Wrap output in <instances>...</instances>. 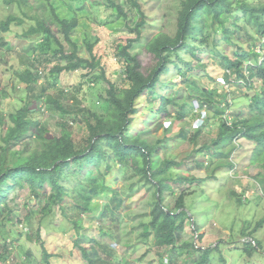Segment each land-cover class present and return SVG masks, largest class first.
Returning <instances> with one entry per match:
<instances>
[{"label": "trees", "instance_id": "1", "mask_svg": "<svg viewBox=\"0 0 264 264\" xmlns=\"http://www.w3.org/2000/svg\"><path fill=\"white\" fill-rule=\"evenodd\" d=\"M31 1L5 0L6 6L17 4L21 14L11 13L0 20V35L10 32L11 27L16 25L25 29L18 35L21 38H43L39 45L45 52L52 50L53 42L56 43L58 49L52 56L46 55L49 64L55 62L50 69L53 75L97 70L101 71L100 77L105 78L101 59L93 52L96 43L88 44L90 58L80 55V44L73 38L80 23L79 18L63 17L53 0H38L35 10ZM101 2L118 18H122L128 30L136 35L117 46L118 59L125 75L123 83L110 81L106 97L100 102L102 105L107 103L105 113H95L93 120L85 121L86 137L81 143L75 140L70 120L65 119L72 111L64 106L59 96L49 93L45 100L61 113V130L55 137L32 134L38 124L34 119L36 111L32 109L31 101L21 99L19 107L10 112L8 118L0 113V127L3 128L0 146V218L3 219V227H9L7 233L16 234L13 231L16 222L10 218L13 209L9 198L11 192L18 188L29 189L33 200L40 204L38 212L42 218L50 216L56 207H60L68 222L73 223L79 233L83 230L82 215L91 211L92 200L100 194L110 195L109 205L105 206L101 218L116 222L114 216L116 211L123 209L125 199L120 190L107 185L106 179L120 165L126 175H138L141 181L155 188L149 225L156 245L171 247L178 255L188 252L190 248L201 250L202 254L193 264H208L210 247H198L190 241L179 245L180 234L192 219L187 198L194 192H179L171 184H194L202 182V179L182 172L176 176L174 170L182 166L183 162L174 157H161L165 138L148 137L149 131L143 124L137 129V119H144L146 112L169 116L170 108L181 110L185 107L177 96L184 87H180L171 77L166 79L172 68H176L185 77L184 86L189 88L187 98L199 107L206 104L209 110L214 108L221 114L218 134L213 146L207 147L208 151L213 149V155L220 159L230 158L228 146H236L240 137L253 143V158L264 161V0H181L176 33L170 35L158 32L148 37L145 49L157 61L147 71L143 68L139 54L131 50L134 43L144 37L148 23L142 3L139 0ZM28 20L31 23L25 26ZM61 36L63 39H60ZM65 44L69 47H65ZM6 46H10L9 42L0 36V48ZM184 49L190 54L188 61L183 57ZM204 50L225 71L224 84L227 83L228 88L224 84V89L219 85H204L189 75V71L195 67H207L199 57V53ZM175 57L188 66L187 70ZM252 59L256 64L252 63ZM33 61L34 64L37 62ZM17 75L19 83L27 84L30 89L40 80L39 72L34 71V67L17 72ZM232 86L235 90H232ZM240 87H249L253 94L245 97L248 100L239 111L232 113L231 108L239 105L236 99L242 95ZM168 91L169 96L165 94ZM5 93L0 82V94ZM73 101L78 102L76 99ZM156 105L159 106L157 109ZM178 136L184 140L189 138L185 130H181ZM198 165L202 169L207 166L201 162ZM85 170L87 180L77 190L75 206L72 203L66 205V198L71 194L69 182L72 174L81 178ZM72 207L76 209V219L69 211ZM34 215V210H30L29 217ZM198 229V226H194L195 232ZM40 233L39 227V238ZM75 244L82 249L88 264H129L126 261L103 259L98 248L92 247L90 251L82 247L79 236ZM109 250L106 247L107 255L113 256L114 249ZM245 250L250 254L252 248L247 246ZM8 257L9 250L5 246L0 251V259L7 260ZM51 257L49 252H45L47 264H52Z\"/></svg>", "mask_w": 264, "mask_h": 264}, {"label": "rangeland", "instance_id": "2", "mask_svg": "<svg viewBox=\"0 0 264 264\" xmlns=\"http://www.w3.org/2000/svg\"><path fill=\"white\" fill-rule=\"evenodd\" d=\"M101 1L53 0L63 17L79 18L80 23L73 33V38L80 44V55L90 58L88 44L96 43L93 52L101 59L105 78H101V71L97 70L51 74L50 69L55 62L49 64L46 55H53L58 49L56 43L53 42L52 50L45 52L42 45H39L43 38H21L18 35L24 32V27L13 25L10 32L0 35L4 36L10 45L0 48V82L6 91L5 94H0V113L7 117L19 107L21 99L31 101L34 108L32 109L36 111L34 119L38 124L32 134L55 137L60 134L61 113L45 100L49 93L59 96L64 106L72 111L65 119L75 122L71 126L75 140L83 142L86 137L85 121L93 120L95 113H105L107 103L102 105L98 104V101L102 102L106 97L110 81L123 83L125 75L123 65L118 59V44H125L128 39L136 37L128 30L126 22L113 14L112 10L105 8ZM139 1L147 14L148 23L144 29V37L141 41L135 42L131 50L139 54L143 68L147 71L154 67L157 61L154 55L145 49L148 37L158 32L170 35L176 33L181 0ZM37 4L38 0L31 1L34 10ZM16 5L6 6L5 0H0V20L11 13L21 14ZM30 23L28 20L25 26H29ZM65 47L69 45L65 44ZM183 57L187 61L190 59L187 49L183 50ZM199 57L207 67L202 69L195 67L189 71V75L196 77L204 85L212 87L219 85L224 89L223 68L212 60L213 57L208 51L200 52ZM175 59L184 70H187L186 64L180 62L177 57ZM33 60L37 62L34 64ZM252 61L256 64L254 59ZM28 67H34V71H38L40 75L39 82L32 89L25 83H19L17 75V72ZM170 77L180 87H184L177 96L185 107L181 110L170 108L169 116L146 112L144 119H137V129L143 124L149 131L148 137L165 138L161 157H174L177 161L183 162L182 166L174 170L176 176L182 172L202 179V182L194 184L171 183L179 192L188 194L194 192L187 198L192 219L187 223L185 231L180 234L179 245L190 241L198 247H210L208 264H264V161L255 160L252 155L253 143L240 137L236 146L234 144L228 146L230 158L220 159L213 155V149L208 151L207 147L213 146V140L218 134L221 114L214 108L202 114L194 111L196 103L187 98L189 88L184 86V75L176 68H172L166 79ZM240 88L242 95L236 99L240 107L234 105L231 108L232 113L239 111L248 100L245 97L253 94L249 87ZM232 90H235L234 86ZM165 94L169 96V91ZM74 99L78 102L74 103ZM157 107L159 106L156 105V109ZM180 114L183 115L182 118L179 117ZM6 121L9 123V119ZM181 130L188 132V139L184 140L178 136ZM2 135L3 128L0 127V146ZM20 146L23 144L18 147ZM198 162L204 165L206 163L207 166L202 169ZM86 173L85 170L81 178L77 174H72L69 182L71 194L66 198V205L72 203L75 206L77 190L83 187L82 183L87 180ZM106 183L120 190L125 199L123 209L116 211L114 216L116 222L104 220L101 217L105 206L109 205L110 195L96 196L91 202V211L82 215L81 233L73 223L68 222L60 207H56L50 216L42 218L38 212L40 204L33 200L29 189L13 190L9 204L13 209L10 218L16 222L13 228L16 234L7 233L9 227H3V219L0 218V251H3L5 246L9 250L8 259H0V264H47L44 260L45 252L52 255L50 258L52 264H88L82 249L75 244L78 236L82 247L90 251L92 247H96L103 259L108 258L115 262L193 264L200 257L202 251L198 249L190 248L188 252L178 255L171 247L156 245L149 225L151 220L149 213L155 192L153 186L141 181L138 175H126L120 165L116 166L113 175L106 179ZM30 210L35 212L32 217H29ZM69 211L76 219V209L72 207ZM7 216L9 217V213ZM194 226L199 227L198 232L194 231ZM39 227L41 238L37 235ZM247 246L252 248L250 254L245 250ZM106 247L110 249L109 251L114 249L115 254L108 256Z\"/></svg>", "mask_w": 264, "mask_h": 264}, {"label": "built area", "instance_id": "3", "mask_svg": "<svg viewBox=\"0 0 264 264\" xmlns=\"http://www.w3.org/2000/svg\"><path fill=\"white\" fill-rule=\"evenodd\" d=\"M228 72H230V71H228ZM42 73V72H41ZM229 87V85L228 84H226V88H228ZM100 103V101H98V104ZM206 110H208V106L205 104L203 107H199V105H196V108H195V111L197 112V113H199V112H201V114L203 113V112H205ZM70 124L73 126L74 124H75V122L73 121V120H70Z\"/></svg>", "mask_w": 264, "mask_h": 264}, {"label": "crops", "instance_id": "4", "mask_svg": "<svg viewBox=\"0 0 264 264\" xmlns=\"http://www.w3.org/2000/svg\"><path fill=\"white\" fill-rule=\"evenodd\" d=\"M31 107H32V105H31ZM33 108V107H32ZM34 109V108H33Z\"/></svg>", "mask_w": 264, "mask_h": 264}]
</instances>
